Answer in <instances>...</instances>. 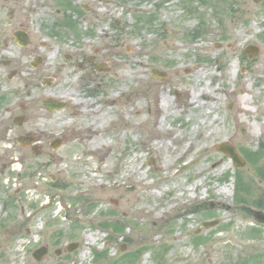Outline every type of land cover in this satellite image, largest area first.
<instances>
[{"label":"rangeland","instance_id":"374dc122","mask_svg":"<svg viewBox=\"0 0 264 264\" xmlns=\"http://www.w3.org/2000/svg\"><path fill=\"white\" fill-rule=\"evenodd\" d=\"M86 1L95 6V12L79 28L94 34L93 42L104 39L100 35L110 30L107 24H120L116 66L112 72L90 75L89 81L81 80L77 73L64 86L37 89L33 105L41 115L39 127L48 141L64 139L58 151L44 144V155L34 157L13 143L0 150V264H34L29 253L39 241L60 247L66 242L79 244L65 258L52 255L41 264H264V226L252 215L264 210V134L261 137L256 127L259 139L247 143L243 138L246 125L240 127L233 120L238 89L248 87L247 106L252 114L244 119L263 123L264 128V0ZM228 15L237 16V30L244 33L248 29V33L235 58L236 77L229 74L224 78L226 91L216 94L221 104L213 111L191 108L174 120L167 115L166 126L178 128L167 151L159 144L168 141L167 137L141 146L130 135L123 139L111 133L108 141L114 147L103 156V163L88 160L78 144L85 139L79 129L97 116L75 118L71 115L73 102L90 99L106 111L108 121L118 107L108 97L122 103L136 92L128 82L123 86V72L126 69L130 74L133 68L128 63L123 69V64L140 58L142 50L148 80L161 87L147 100L136 97L133 101L148 118L163 92L176 100L175 88L190 91L209 81L196 75L195 68L208 59L202 56L203 47L213 49V55L226 50L221 26ZM176 30L178 34L172 37ZM173 38L193 47L174 50L168 46ZM247 45L258 46V54L247 56ZM159 46L164 52L152 53ZM152 69L164 72V77L153 76ZM220 71L229 68L215 72ZM94 77L99 83L90 81ZM211 86L220 88L222 83L212 81ZM49 92L66 99L68 106L43 110L41 100ZM11 97L12 111L15 102L31 105L30 99ZM186 97L181 91L178 98ZM62 121L73 124L61 128ZM99 121L95 119L94 125ZM202 130L218 136L202 140ZM196 141L201 148L185 152L188 142ZM220 142L236 147L245 160L243 167L233 166L216 149ZM164 158L170 164L157 168ZM134 184L137 187L124 191L117 186ZM223 188L227 192H218ZM135 190V199L129 202L126 195ZM214 220L217 225L203 226ZM89 234L94 240L87 242ZM123 244L126 247L121 251Z\"/></svg>","mask_w":264,"mask_h":264},{"label":"flooded vegetation","instance_id":"af4514ba","mask_svg":"<svg viewBox=\"0 0 264 264\" xmlns=\"http://www.w3.org/2000/svg\"><path fill=\"white\" fill-rule=\"evenodd\" d=\"M93 12L95 6L86 0H0V150L13 143L38 157L44 155V144L53 152L63 146V138L44 139L45 133L37 121L41 115L33 104L40 87L64 86L77 73L81 80L89 81L90 75L109 73L115 68L120 24H107L110 30L102 33L104 39L96 44L94 34L79 28ZM93 79L90 81L99 83L97 77ZM11 96L30 99L31 105L15 102L12 111ZM53 96L49 92L42 97L43 110L52 112L44 105L49 99L62 103L61 109L68 106L66 99ZM20 137H25L28 144L20 145ZM55 140L61 144L53 148L51 143ZM69 244L76 246L69 250ZM78 247L77 242H66L60 247L39 241L29 254L34 264H41L52 255L65 258Z\"/></svg>","mask_w":264,"mask_h":264},{"label":"bare ground","instance_id":"6f19581e","mask_svg":"<svg viewBox=\"0 0 264 264\" xmlns=\"http://www.w3.org/2000/svg\"><path fill=\"white\" fill-rule=\"evenodd\" d=\"M239 18L236 16H229L223 19L222 31L224 33V38L227 40L226 50L220 51L213 55V49L208 47H203L202 56L208 58L204 61V64H200L195 68L196 75L201 76L203 78L208 79L209 81L202 85H195L189 91L188 88L186 90L185 87L175 88L174 92L177 94V99H172L167 93L163 92L159 98L156 106V111L151 113L148 118H144L142 108H137L133 101L138 97L139 100H147L149 96L154 95L160 91L161 87H157L153 82L148 80L146 75L145 62L141 57L145 56V52L141 50V57L137 60L134 59L131 62H125L123 64L124 67H127L129 63L133 68L130 74L126 73V69L122 74L123 86L126 85V82L129 83L130 86L134 87V92L132 94V99L124 101L120 103L119 100L115 99L114 96L110 95L108 97V101L116 102L117 110L114 113V116L109 118L108 121L105 118L107 114L106 111H103L97 103H93L90 99L87 100H76L72 105L71 115H75V118H84L88 115H96L95 119H99L100 121L94 125V120L89 123H84L83 126L79 129L82 135H84V140L80 141L82 149V153L87 156L88 160L97 161L103 163L104 157L107 151L114 147V145L108 141V135L113 133L115 135L120 134V137L125 139L126 135H130L133 141L140 140V145H149L151 142L159 143L161 137H167L168 141L159 143L161 147H164V151H167V144L169 139H175L176 133L178 132V128L176 126L169 127L164 123L166 121L167 115H169L173 120L175 117L182 114L189 113V109L196 107H204L209 111H213L216 108V104H219L220 101L217 99L216 94L218 92H225L226 83L222 82L224 78H228L229 74L236 77V63L235 58L238 56V52L240 50L241 45L246 41L245 33H248V29L244 31V33L239 32L238 29ZM214 28V27H213ZM212 28V29H213ZM172 33V32H171ZM178 34L177 30L172 33V37ZM215 35V34H214ZM215 37H218L215 35ZM219 37H222L220 35ZM167 45L164 43V47ZM168 46H172V49L178 50L179 48H191L192 44L188 43V45H183V43L175 41L173 38L172 41L168 44ZM164 52V48L161 46L157 47L156 50L152 51L157 55H161ZM228 61L230 62L228 64ZM258 66V65H257ZM255 69L257 72L259 66ZM229 68V71H220L216 73L217 69H225ZM212 81H217L222 83V86L219 88L218 86H211ZM248 88V87H247ZM245 87H239L238 94L235 96V101L237 104V112L233 115L234 122L239 125H246L247 131L243 135V138L247 143H253L255 140H258L260 134L256 131V127L261 130V137L264 134V128L262 130L263 123H248L246 121L245 116H250L252 113L251 109L248 108V97L247 93L248 89ZM186 93V98L183 100L179 99L180 92ZM148 105V101L146 102ZM94 104L93 107L90 105ZM221 104V103H220ZM150 113V112H149ZM99 114V115H98ZM158 115V120H155V116ZM107 116V115H106ZM215 119L213 117L212 121ZM73 124L72 121H62L60 123L61 128L70 127ZM205 129V126H203ZM201 138L202 140L206 139H216L218 134L209 132L207 130H202ZM209 131V130H208ZM137 134V137H136ZM170 145V143H169ZM201 145L196 141L194 144L188 142L186 145V150L191 151L192 148L200 149ZM174 152V149L171 148ZM208 150V149H207ZM183 154V153H182ZM134 159V158H132ZM218 162H214L216 165ZM170 164L169 159L164 158V162L157 168L164 169ZM142 174H140V178ZM120 190H129L131 187L136 186L128 185L122 186L117 185ZM136 190L130 193H127L126 199L129 202H133L136 195ZM218 192H227L226 188L220 189ZM94 240V235L89 234L87 236V242ZM82 257L86 254L82 252Z\"/></svg>","mask_w":264,"mask_h":264},{"label":"water","instance_id":"95a60500","mask_svg":"<svg viewBox=\"0 0 264 264\" xmlns=\"http://www.w3.org/2000/svg\"><path fill=\"white\" fill-rule=\"evenodd\" d=\"M255 3H258L262 0H253ZM245 52L249 55V56H253L255 54H258V47L254 46V45H247V47L245 48ZM152 73L159 77L160 79L163 78L162 73L160 74L158 71H152ZM44 105L45 108H47L49 111L53 110V109H59L61 107H63L62 103H58L56 100H47L44 101ZM25 137H20L18 139V142L20 145H25L28 143H25L24 140ZM61 144L60 140H55L51 143V147H57ZM216 149L223 152L224 154H226L232 161L233 165L236 167H243L244 165V160H242L241 156L239 155V153L237 152L236 148L231 145L229 142H221L216 146ZM35 152V151H34ZM36 154V152H35ZM112 203H116L115 200H110ZM253 215L255 217L256 222H259L261 224L264 225V212L263 211H254ZM216 223V221H210V222H206L204 223V227H211ZM76 245L75 244H69L67 246V249H72L74 248Z\"/></svg>","mask_w":264,"mask_h":264}]
</instances>
